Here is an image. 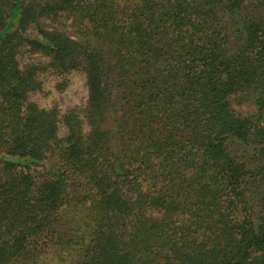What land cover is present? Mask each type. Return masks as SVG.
<instances>
[{"label":"trees","instance_id":"1","mask_svg":"<svg viewBox=\"0 0 264 264\" xmlns=\"http://www.w3.org/2000/svg\"><path fill=\"white\" fill-rule=\"evenodd\" d=\"M0 264H264V0H0Z\"/></svg>","mask_w":264,"mask_h":264},{"label":"rangeland","instance_id":"2","mask_svg":"<svg viewBox=\"0 0 264 264\" xmlns=\"http://www.w3.org/2000/svg\"><path fill=\"white\" fill-rule=\"evenodd\" d=\"M26 55H35L26 53ZM25 55V56H26ZM21 60V59H20ZM43 81V92H32L29 98L40 105H47L55 99L62 108H69L74 104H82L87 97V88L84 79L75 72H69L65 76L44 72L41 75ZM61 133L65 129L61 128Z\"/></svg>","mask_w":264,"mask_h":264}]
</instances>
